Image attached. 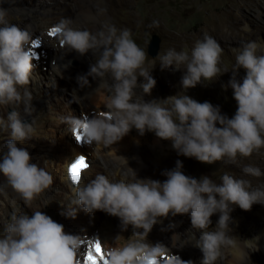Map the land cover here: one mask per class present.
I'll list each match as a JSON object with an SVG mask.
<instances>
[{"label":"clouds","instance_id":"9594fccd","mask_svg":"<svg viewBox=\"0 0 264 264\" xmlns=\"http://www.w3.org/2000/svg\"><path fill=\"white\" fill-rule=\"evenodd\" d=\"M8 16L9 11L0 7V112L11 109L6 118L0 115V136L7 135L0 151V175L18 194L24 207L31 209L33 202L54 185L53 176L33 162L27 148L28 141L41 138L36 122L21 115V106L25 116L31 117L34 112L28 85L34 67L32 60L37 58L33 46L39 45L40 40L33 38L27 28L10 23ZM72 25L71 18H61L48 33L55 37L54 42L49 41L50 46L75 50L80 55L91 52L97 58L86 74L77 76V83L80 88L90 86L88 77H91L98 81L94 91L107 92L106 111L92 117L82 114L81 118L73 115L62 118V123L71 125L78 143L110 147L134 127L140 136L154 132L157 138L169 141L177 155L226 165H236L238 157H250L264 148V55L257 54L259 45L255 41L242 44L236 52L228 86L233 90L237 108L228 118L219 106L198 102L185 94L186 89L211 82L229 71L221 68L224 49L214 37L205 34L190 52L168 49L161 55V69L172 67L181 71L183 95L179 92L162 100L146 101L144 96L150 95L156 85L150 75V66L156 62L148 61L145 49L134 41L131 31L108 26L106 30L92 32ZM152 26L159 24L153 21ZM241 68L245 75L237 80ZM53 71L61 75L55 63ZM139 77H143V82L138 83ZM138 88L142 95L137 94ZM72 99L79 103L81 98L73 93ZM182 167L178 159L173 169L163 171L167 177L163 182L139 178L129 166L115 180L99 173L87 183L70 178L72 195L65 196L68 203L64 215L75 218L77 207L90 214L99 210L118 217L122 230L131 226L125 245L106 246L107 264H160L157 257L164 254L165 246L151 244L148 234L155 225H162L164 219L188 214L190 228L200 231L199 237L196 238L195 232L190 242L201 251V264H216L223 259V249H237L240 244L229 226L233 222L230 216L233 206L249 211L255 203L264 204V190H249V181L228 173L221 176L220 183L206 175L197 179L185 175ZM242 172L253 177L264 175L252 165L244 166ZM49 202L45 201L42 207ZM42 207L31 211V215L14 209L6 218L0 233V264H78L77 254L84 243L81 235L66 233L61 223L40 210ZM214 214L219 218L215 229L209 231ZM173 228L175 224L170 222L162 230ZM120 238L121 235L115 237ZM243 242L250 244L255 240ZM173 264H193V261L179 258Z\"/></svg>","mask_w":264,"mask_h":264},{"label":"bare ground","instance_id":"6f19581e","mask_svg":"<svg viewBox=\"0 0 264 264\" xmlns=\"http://www.w3.org/2000/svg\"><path fill=\"white\" fill-rule=\"evenodd\" d=\"M156 1L158 0H0V7L7 9L9 13L20 11L23 14V23L15 24L21 28H27L32 33L33 38H39L40 40L39 45L33 46V51L39 52V59L32 60L34 67L28 88L33 97L31 103L35 106H42L44 110L42 108L43 112L36 117H33V115L29 117L23 114V106H21V115L25 120L30 121L32 119L36 122L37 135L41 138H33L28 141L27 148L33 162L45 168L53 176L54 185L50 190L42 193L33 202L32 208L29 210L34 211L37 207H42L45 201L50 200L40 210L44 211L46 207L49 208L52 212V219L61 223L66 233L81 235L84 240L77 254L80 264L83 263L84 256L89 250H92V244L96 241L101 242L104 256L106 246L112 248L125 245L128 239L124 242V238L129 231L132 232V228L129 226L127 230H122L119 218L104 211L102 216H98V211L90 214L77 207L75 218L64 215L68 203L65 196L68 194V198H71V189L73 188L67 172L69 164L74 161L75 156L86 153L83 156H85L89 167L83 170L81 179L85 183L98 173L108 176L109 179H119L121 175L128 171V166L136 172L139 178H151L163 182L167 178L162 174L165 167L163 165L154 166L150 158L143 155L142 152L143 150L155 152L158 149L170 150L172 148L169 141L163 140L161 145H158L154 137L147 139L145 138L146 134L140 136L137 130L133 133L129 132L120 141L111 145V148L105 147L103 144H94L95 147L93 145L79 146L74 143L58 144L57 142L60 139L56 142L54 139L56 135L53 134L56 130H59L60 126V131L64 135H69L68 137L75 135V132L73 134L71 132L73 131L71 125L61 122L62 118L70 115L81 118L82 114L92 117L94 114L99 115L106 111L105 98L107 92L104 89L94 91L98 86V81L93 80L91 77H88L90 86L80 88L76 78L78 75H84L88 72L89 69L83 66L92 64V56L89 53L82 55L84 64L78 69L74 68L73 74H70L72 71L69 73L70 75L66 74V70H72L67 65L69 56L76 51L51 47L49 41L54 42L55 37H50L48 33L61 18H71L74 28L87 29L92 32L106 30L108 26H115L117 29H129L133 24L128 22L127 19H132L133 23L137 22L140 16L145 15L148 11L151 12ZM137 4L139 6L136 7ZM120 9L130 14L121 15L117 12ZM132 9L134 10L132 11ZM158 19L157 15L152 17L153 21ZM208 20L209 18H206L204 26L207 25ZM98 22H104V24L97 25ZM220 26L221 24H216L217 28H220ZM166 52L167 50L164 54ZM53 63L60 67L61 75H57L53 71ZM65 65L67 67H64ZM151 67L155 72H160L163 78H167V81L170 80L172 75L170 68L161 69L159 62ZM106 79L111 83L110 78L106 77ZM156 87L157 85L151 90L150 95L144 96V99L153 100L156 98ZM66 90L70 91L69 94L71 93L72 96L75 93L76 96L80 97V102L77 103L73 99H70V104L66 102L68 100L64 97ZM37 92H41L43 98H35ZM137 94L142 95V90L138 88ZM10 110V108L4 109L3 112H0V115L6 118ZM6 139L7 135L5 134L3 145ZM120 156L126 158L128 165L125 163L124 158ZM185 175L197 179L201 177L195 167H191ZM1 178L5 179L3 176ZM179 216L169 217L163 220L162 225H155L148 234L147 240L153 245L160 243L165 246L164 254L157 257L160 264H173V261H177L179 258L191 260L193 264H201L202 253L190 242L194 239L195 232L196 238L199 237L200 231L190 228L191 226ZM230 216L233 222L229 226L233 230L232 234L240 239V244L237 249H223V259L217 261L216 264H242L244 254L246 255L250 251L248 245L255 248L257 244L264 248V204L257 207L255 217L250 216L248 211L236 206H233ZM218 218V214H214L210 218L212 223L209 225V231L215 229ZM170 222L175 224V228L162 230V228L166 229ZM151 233H155V236L151 237ZM117 235H121L119 240L115 239ZM243 240H255L256 244H245Z\"/></svg>","mask_w":264,"mask_h":264},{"label":"rangeland","instance_id":"374dc122","mask_svg":"<svg viewBox=\"0 0 264 264\" xmlns=\"http://www.w3.org/2000/svg\"><path fill=\"white\" fill-rule=\"evenodd\" d=\"M137 6H139V4H137L136 7ZM133 10L134 9H132V11ZM117 12L121 15L128 14V12H124L122 9L117 10ZM155 15L159 17V21L156 20L159 24L158 27L152 26V17ZM206 18H209V20L207 25L204 26ZM8 20L10 23H23V14L20 13V11L15 13L10 12ZM127 21L133 24L129 28L132 33V38L141 48L145 49V51L147 50V42L152 34H156L160 38L156 55L151 57L147 54L148 61L150 62L154 60L158 63L159 57L168 49L190 52L195 42L198 39H202L205 34L214 37L224 49L221 57V68H229V71L221 74L217 79L211 82H202L195 87L186 89L185 94L198 102L203 103L207 101L213 106H219L221 113L228 118H231L235 114L237 103L233 97L232 88L228 86V81L232 76L231 67L235 64L236 52H238L242 44L246 42L255 41L259 45L257 54L264 55V0H158L152 7L151 12L148 11L145 15L140 16L137 22L133 23L132 19H127ZM103 24L104 22L97 23V25ZM216 24H221L222 27L220 26V28H217ZM35 53H37V58H34V60H38L39 52L36 51ZM89 54L92 56V63H94L97 57H94L91 52H89ZM82 58V55L80 56L79 53L73 52L69 56V62L67 63L72 70H66V74H69L71 71L70 74H73L74 68L78 69L83 65ZM89 66L90 65L83 67L89 69ZM169 68L172 70V79L170 78V80L167 81V78H163L160 72H158V74L150 66V75L156 80L157 85L155 89V92L157 91V97L154 98L155 100H162L171 95L178 94L179 92L183 95V90H181L180 85L181 71L175 70L172 67ZM244 75L245 71L242 68L239 69L236 77L237 80H242ZM138 80V83L143 82V77H139ZM69 92L70 91L66 90L64 92V97L68 99L66 102L70 104L72 94H69ZM35 95V98H43L41 92H37ZM145 100L150 101L148 99ZM71 104L73 105V103ZM33 108V117L38 116L39 113H42L44 110V108L39 105H33ZM58 129L59 130H56L53 134L56 135L54 138L56 142L60 139L57 142L58 144L63 143L65 145L67 143H74L79 146L89 145L85 144L83 141L78 143L73 135H70V137H68L69 135H64L63 132L60 131L61 126ZM135 130V128L132 129L130 133H133ZM145 134V138L150 139L154 137L158 145H161V141L163 140L157 138L154 132H146ZM3 136L4 135H2V138L0 136V151H3ZM91 145L95 147L94 143ZM155 152L152 150H143L142 154L150 158L154 166L163 165L165 167L164 170L173 169L175 167V162L179 159L183 163L182 171L184 174L191 167H195L200 176H209L214 182L220 183L221 176L224 173H228L235 178L249 181L251 186L249 190H253V188L264 190V175L253 177L245 175L242 172V168L246 165L259 167L261 171L264 172V148L260 149L258 152H254L250 157H238V164L236 165H226L221 161L211 164L202 163L195 158L177 155L174 149H158V151ZM1 176L2 175H0V189H2V191H0V207L2 208H0V233L3 231L4 223L7 222L6 218L11 215L14 209L27 212L29 215L32 214L28 208L24 207L17 193L7 186L6 179L1 178ZM260 205L262 204H253L248 214L255 217L257 214V207ZM45 209L46 210L43 212L52 218L50 209L47 207ZM97 211L98 216H102L104 213L103 211ZM179 217L191 226L190 215L185 214ZM130 234L131 231L126 234L124 242L127 241ZM150 236L154 237L155 233H151ZM256 247L257 250H255ZM248 249L250 251L246 253V255L244 254L242 264H264V248L256 244L255 248L248 245Z\"/></svg>","mask_w":264,"mask_h":264},{"label":"snow or ice","instance_id":"6c2138e0","mask_svg":"<svg viewBox=\"0 0 264 264\" xmlns=\"http://www.w3.org/2000/svg\"><path fill=\"white\" fill-rule=\"evenodd\" d=\"M79 139V137L77 136ZM89 167L85 156L81 155L69 164L68 174L71 179L79 181L82 179V172ZM94 250V251H93ZM78 264L80 260L78 259ZM83 264H107V260L103 254L101 242L96 241L92 244V250H89L83 258Z\"/></svg>","mask_w":264,"mask_h":264},{"label":"water","instance_id":"95a60500","mask_svg":"<svg viewBox=\"0 0 264 264\" xmlns=\"http://www.w3.org/2000/svg\"><path fill=\"white\" fill-rule=\"evenodd\" d=\"M160 38L156 34L150 36L149 41L147 42V54L151 57L156 55V52L159 48Z\"/></svg>","mask_w":264,"mask_h":264}]
</instances>
